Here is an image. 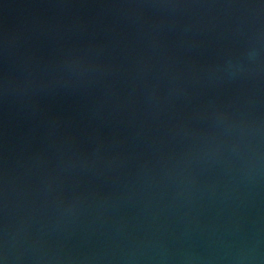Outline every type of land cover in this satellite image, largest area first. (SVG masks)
Returning <instances> with one entry per match:
<instances>
[{
	"label": "water",
	"instance_id": "obj_1",
	"mask_svg": "<svg viewBox=\"0 0 264 264\" xmlns=\"http://www.w3.org/2000/svg\"><path fill=\"white\" fill-rule=\"evenodd\" d=\"M0 264H264V0H0Z\"/></svg>",
	"mask_w": 264,
	"mask_h": 264
}]
</instances>
